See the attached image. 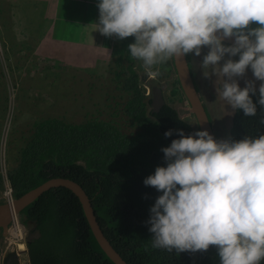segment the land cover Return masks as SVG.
<instances>
[{"label": "clouds", "instance_id": "9594fccd", "mask_svg": "<svg viewBox=\"0 0 264 264\" xmlns=\"http://www.w3.org/2000/svg\"><path fill=\"white\" fill-rule=\"evenodd\" d=\"M97 8L98 31L119 40L134 37L127 50L147 75L154 65L201 57L207 48L200 69L205 79L216 77L217 99L245 117H257L258 106L264 113V0H98ZM249 69L254 80L242 88L238 78ZM258 123L264 126V115ZM177 133L161 149L166 166L143 181L162 193L146 221L152 248L180 254L215 246L219 264H261L264 134L227 140L207 129Z\"/></svg>", "mask_w": 264, "mask_h": 264}, {"label": "trees", "instance_id": "16d2710c", "mask_svg": "<svg viewBox=\"0 0 264 264\" xmlns=\"http://www.w3.org/2000/svg\"><path fill=\"white\" fill-rule=\"evenodd\" d=\"M133 42L134 37H115L111 48L117 65L131 63V76L124 88L129 94L126 112L139 128L135 136L125 140L117 127L107 124L83 127L56 120L42 122L37 140L25 153L21 173L14 180V197L18 199L51 179H70L86 191L105 236L128 264H219L215 246L207 251L180 254L151 246L152 233L146 221L151 206L162 193L145 186L143 181L156 167L166 166L161 149L179 138L178 129L185 135L199 129L194 116L195 127L169 104L153 113L152 95L146 102V89L133 70L136 65L143 70L142 62L132 58L127 50ZM187 56L190 62L191 57ZM164 70L171 68L167 65ZM177 85L175 92L179 93L182 89L178 79ZM252 98L255 102L256 96ZM260 115L264 113H259V106L257 117H245L241 110H235L228 140L264 134V126L258 123ZM170 129L173 135L165 137V131ZM92 144L103 147L99 154L105 159L92 158L96 150ZM136 154L138 158L143 154L145 157L135 162L132 157ZM21 222L24 226L32 225V232H39L27 246L31 264H114L100 248L79 198L66 188L44 193L24 209Z\"/></svg>", "mask_w": 264, "mask_h": 264}, {"label": "rangeland", "instance_id": "374dc122", "mask_svg": "<svg viewBox=\"0 0 264 264\" xmlns=\"http://www.w3.org/2000/svg\"><path fill=\"white\" fill-rule=\"evenodd\" d=\"M54 1L61 3V11L68 0H0V205L8 202L7 192L12 191L14 196V180L21 173L25 153L37 140L42 122L56 120L68 126L83 127L96 123L107 124L117 127L125 140L134 137L139 130L126 112L129 94L124 85L131 76V63L117 65V57L112 55L110 47L99 56H93L98 28L84 25L87 30L81 32L78 24H72V31H64L59 23L57 37H65L76 44L73 45V54L78 58L74 64L79 66L63 60L52 61L48 56L41 57L48 55L49 47L45 46L47 52L39 50L38 36L43 34L41 39L47 38L46 32L53 22L46 20L53 17ZM19 2H23L26 15L24 21L20 22L21 26L25 25L23 33L17 30L19 23L15 24ZM75 6L87 16L90 24L98 21L97 5L76 2ZM71 18L79 19L77 15ZM34 22L40 24L36 26ZM207 51V48H203L201 57L189 54V63L218 139L228 140L235 110L227 106L225 101L217 99L214 83L216 77L205 79L202 76L200 62ZM93 58L95 62H92ZM167 65L170 66V71L164 70ZM174 68L173 58L156 68L152 67L151 76L147 75L144 67L140 70L137 65L133 66L146 89V102L151 97L153 87L161 88L166 103L179 110L182 119L193 124L194 117L185 112L190 110L187 99L182 91L175 92L178 85ZM246 80H254L250 69L243 77L238 78L242 88ZM259 84L260 81H255L257 89ZM100 144H92L96 148L92 158L96 161L106 158L99 154V150L103 149L102 146L97 147ZM144 157L143 154L138 158L136 154L132 158L135 162H140ZM80 163L85 164V161ZM22 226L25 233L23 242L26 245V238L34 231V227ZM13 242L16 241H13L12 233L8 237L0 233V264L6 252L16 249ZM23 259L28 263L29 255Z\"/></svg>", "mask_w": 264, "mask_h": 264}, {"label": "water", "instance_id": "95a60500", "mask_svg": "<svg viewBox=\"0 0 264 264\" xmlns=\"http://www.w3.org/2000/svg\"><path fill=\"white\" fill-rule=\"evenodd\" d=\"M225 44L232 43L231 39L224 41ZM173 64L176 70L177 79L179 81L182 92L187 99L190 110L185 111L187 114H190L195 117L197 127L199 130L207 129L216 139H218L215 128L211 118L208 115V112L204 106L203 100L197 90L194 77L192 75V69L188 60V56L185 57H174ZM152 98H153V113H159L161 109L166 105L164 99L163 90L161 88L154 87L152 89ZM180 113V112H179ZM181 114V113H180ZM66 188L73 192L80 200L82 204L86 219L90 225V228L103 252L106 254L108 259L114 264H128L121 254L116 251L112 246L110 241L105 236L102 227L98 221L97 215L94 211L93 204L91 199L87 195L86 191L73 180L66 178H55L51 179L41 186L27 192L18 199L13 197L12 206L9 202L0 205V232L4 237L9 235V227L13 221V216H22V212L29 205L34 203L39 199L44 193L54 189V188ZM38 231L30 232L26 238V247L32 238L38 235ZM27 254L29 251L27 248ZM15 260L16 264H21L20 256L17 252V249L7 252L3 259V264H7L9 260ZM28 264H31L30 260Z\"/></svg>", "mask_w": 264, "mask_h": 264}, {"label": "crops", "instance_id": "0c3cea01", "mask_svg": "<svg viewBox=\"0 0 264 264\" xmlns=\"http://www.w3.org/2000/svg\"><path fill=\"white\" fill-rule=\"evenodd\" d=\"M23 1V0H22ZM64 1V0H63ZM62 1V2H63ZM83 3L86 5H97V1L95 0H68L65 1L64 4V9L62 8L60 11V2L57 3V1H54V13L52 14V18H48L46 21H52L53 23H50L49 29L47 30V38L46 40L41 39L42 35H39V50H43L44 52H47V49L45 48L46 45L49 47L48 55H41V57L45 58L48 56L49 59L52 61H60L62 62H69L70 64H74L76 57L73 54V44L71 41L67 40L65 37L58 38L57 37V28L59 23L62 24L64 31H72L71 25L72 24H78L79 25V30L81 32H86L87 28L84 27L86 25L87 27L92 26L95 28H98L96 23L90 24L87 21V16L82 13L76 6L75 3ZM18 11L16 13V22L15 24L19 23V27L17 26L18 31H25L23 30L24 26L20 25L21 21H24L25 18V10H24V5L23 2L20 4L18 3ZM68 7V8H67ZM67 8V10L65 9ZM73 15H77L79 19H72L71 17ZM43 21V20H42ZM40 21V23L42 22ZM35 25L37 26L40 23L34 22ZM61 26V25H60ZM19 28V29H18ZM115 38V36H113ZM113 38L111 37H106L102 35L100 32H98V37H97V43L95 45L94 49V55L93 56H99L103 51L109 50L112 45V40ZM82 45V44H81ZM110 47V48H109ZM95 62V58H93L92 62ZM79 66L78 64H74Z\"/></svg>", "mask_w": 264, "mask_h": 264}, {"label": "bare ground", "instance_id": "6f19581e", "mask_svg": "<svg viewBox=\"0 0 264 264\" xmlns=\"http://www.w3.org/2000/svg\"><path fill=\"white\" fill-rule=\"evenodd\" d=\"M8 194H9V192H7L6 197L10 201V203H12L10 196ZM11 233H12L13 241L14 240L16 241L13 243H14V246L17 249V252L20 256L21 264H28V263H25L24 259H23L24 256H27V247L23 242L24 241V235H25L23 228L21 226H17L16 230H13Z\"/></svg>", "mask_w": 264, "mask_h": 264}, {"label": "built area", "instance_id": "2783aa9c", "mask_svg": "<svg viewBox=\"0 0 264 264\" xmlns=\"http://www.w3.org/2000/svg\"><path fill=\"white\" fill-rule=\"evenodd\" d=\"M8 195L10 196V199L12 201L13 197H14L12 191H10V193ZM8 202L10 203L9 200H8ZM10 205L12 206V203H10ZM17 226H21L23 228L22 222H21V217L14 215L13 216V221H12V223L10 225V228H9V233H11L13 230H16Z\"/></svg>", "mask_w": 264, "mask_h": 264}, {"label": "flooded vegetation", "instance_id": "af4514ba", "mask_svg": "<svg viewBox=\"0 0 264 264\" xmlns=\"http://www.w3.org/2000/svg\"><path fill=\"white\" fill-rule=\"evenodd\" d=\"M191 66V65H190ZM191 69H192V66H191ZM192 75H193V77H194V74H193V71H192ZM194 81H195V84L197 85V83H196V80H195V78H194ZM199 89V88H198ZM203 100V99H202ZM204 103V102H203ZM204 106H205V104H204ZM205 108H206V106H205ZM206 110H207V108H206ZM207 112H208V110H207ZM208 115H209V117L211 118V116H210V114H209V112H208ZM211 121H212V118H211ZM213 123V122H212ZM214 127V126H213ZM0 233H2V232H0ZM7 253V252H6ZM5 253V254H6ZM5 256V255H4ZM4 256H3V259H4ZM2 264H3V260H2ZM7 264H16V261L15 260H9L8 262H7Z\"/></svg>", "mask_w": 264, "mask_h": 264}]
</instances>
